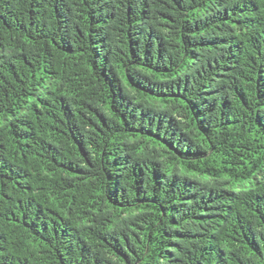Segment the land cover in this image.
Instances as JSON below:
<instances>
[{
	"label": "trees",
	"instance_id": "obj_1",
	"mask_svg": "<svg viewBox=\"0 0 264 264\" xmlns=\"http://www.w3.org/2000/svg\"><path fill=\"white\" fill-rule=\"evenodd\" d=\"M0 264H264V0H0Z\"/></svg>",
	"mask_w": 264,
	"mask_h": 264
}]
</instances>
